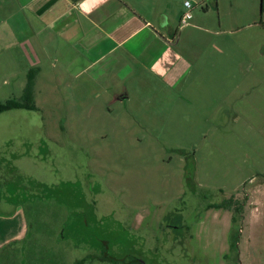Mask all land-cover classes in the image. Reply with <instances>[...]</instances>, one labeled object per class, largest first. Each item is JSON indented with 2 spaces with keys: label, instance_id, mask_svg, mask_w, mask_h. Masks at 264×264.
<instances>
[{
  "label": "rangeland",
  "instance_id": "374dc122",
  "mask_svg": "<svg viewBox=\"0 0 264 264\" xmlns=\"http://www.w3.org/2000/svg\"><path fill=\"white\" fill-rule=\"evenodd\" d=\"M177 29L189 68L173 88L80 97L51 60L31 70L38 110L0 114V198L19 202L0 232L21 218L37 233L12 264H115L100 247L118 263L264 264V0H199ZM31 71L0 65V102Z\"/></svg>",
  "mask_w": 264,
  "mask_h": 264
},
{
  "label": "crops",
  "instance_id": "0c3cea01",
  "mask_svg": "<svg viewBox=\"0 0 264 264\" xmlns=\"http://www.w3.org/2000/svg\"><path fill=\"white\" fill-rule=\"evenodd\" d=\"M175 3L0 0V65L15 74L31 70L42 74L41 65L53 60L64 65L74 80V95L96 99L106 95L121 103L130 102L132 87L146 85L147 79L173 88L189 68L179 51L182 39L177 26L183 14L179 21L173 12L169 14ZM178 5L180 11L182 0ZM21 64L26 65L21 68ZM10 202L13 206L19 203L9 196L0 198V206ZM33 219L29 220L33 223ZM15 223L12 229L5 225V232H0V264H12L9 256L15 255L16 248L17 256L23 249L25 257L27 246L37 241V233L24 232L25 219ZM20 243L22 249L14 248Z\"/></svg>",
  "mask_w": 264,
  "mask_h": 264
},
{
  "label": "trees",
  "instance_id": "16d2710c",
  "mask_svg": "<svg viewBox=\"0 0 264 264\" xmlns=\"http://www.w3.org/2000/svg\"><path fill=\"white\" fill-rule=\"evenodd\" d=\"M8 110H38L34 102V74L32 71L28 76L27 85L21 100L10 99L5 102H0V113ZM212 205L218 208H229L230 201L226 200L221 203L211 204L210 207H212Z\"/></svg>",
  "mask_w": 264,
  "mask_h": 264
},
{
  "label": "flooded vegetation",
  "instance_id": "af4514ba",
  "mask_svg": "<svg viewBox=\"0 0 264 264\" xmlns=\"http://www.w3.org/2000/svg\"><path fill=\"white\" fill-rule=\"evenodd\" d=\"M69 214V212H68ZM69 218V215H67V219ZM239 232H232L231 236H229L230 238V246H229V250H235L237 252V256L239 254V247H238V238H239ZM106 248V247H105ZM105 248H98L100 255L102 256L103 259H108L110 261H112V263L114 262L115 264H150V262H148L143 256H135L132 257L128 260H125L124 262H120L118 263L115 259H113L112 255H109L107 253H105ZM226 259V258H225ZM238 261V257L236 260V263ZM156 262V261H155ZM156 264H158V261L156 262Z\"/></svg>",
  "mask_w": 264,
  "mask_h": 264
},
{
  "label": "built area",
  "instance_id": "2783aa9c",
  "mask_svg": "<svg viewBox=\"0 0 264 264\" xmlns=\"http://www.w3.org/2000/svg\"><path fill=\"white\" fill-rule=\"evenodd\" d=\"M199 4V0H184L185 12L181 18V26H187L193 19V9Z\"/></svg>",
  "mask_w": 264,
  "mask_h": 264
}]
</instances>
